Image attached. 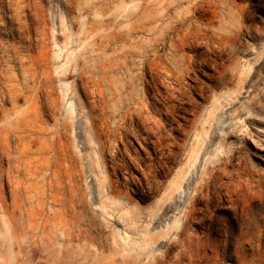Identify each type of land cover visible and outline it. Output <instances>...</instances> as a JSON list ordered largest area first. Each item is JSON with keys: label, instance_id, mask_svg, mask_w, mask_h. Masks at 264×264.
Instances as JSON below:
<instances>
[{"label": "rangeland", "instance_id": "374dc122", "mask_svg": "<svg viewBox=\"0 0 264 264\" xmlns=\"http://www.w3.org/2000/svg\"><path fill=\"white\" fill-rule=\"evenodd\" d=\"M0 264H264V0H0Z\"/></svg>", "mask_w": 264, "mask_h": 264}, {"label": "bare ground", "instance_id": "6f19581e", "mask_svg": "<svg viewBox=\"0 0 264 264\" xmlns=\"http://www.w3.org/2000/svg\"><path fill=\"white\" fill-rule=\"evenodd\" d=\"M180 184V179L179 180H176V179H174L171 183H170V186H169V188H168V190L170 189V188H173V189H175L176 187H178V185ZM98 187H99V196L102 198V197H104V194L102 193V191H100L101 190V187H100V185H98ZM101 206L103 207L102 209L103 210H105L106 208H107V205H106V197H104V199L101 201ZM126 214H128L127 212H126ZM178 222V221H177ZM176 222V220L174 221V223H177ZM168 229H170V226L168 227ZM167 229V230H168ZM149 229H148V225H144V231L146 232V231H148ZM153 234V233H152ZM116 235V234H115ZM128 236V235H127ZM117 237H120L122 240H123V242H125L126 243V239H125V237L124 236H117ZM151 237V236H150Z\"/></svg>", "mask_w": 264, "mask_h": 264}]
</instances>
